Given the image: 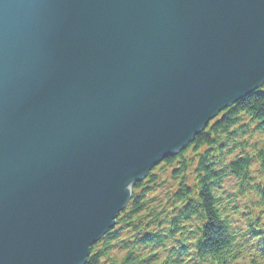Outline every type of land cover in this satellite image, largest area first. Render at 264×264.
<instances>
[{"label": "water", "instance_id": "obj_1", "mask_svg": "<svg viewBox=\"0 0 264 264\" xmlns=\"http://www.w3.org/2000/svg\"><path fill=\"white\" fill-rule=\"evenodd\" d=\"M264 84V0H0V264H85L132 186Z\"/></svg>", "mask_w": 264, "mask_h": 264}, {"label": "trees", "instance_id": "obj_2", "mask_svg": "<svg viewBox=\"0 0 264 264\" xmlns=\"http://www.w3.org/2000/svg\"><path fill=\"white\" fill-rule=\"evenodd\" d=\"M264 264V84L131 188L86 264Z\"/></svg>", "mask_w": 264, "mask_h": 264}, {"label": "bare ground", "instance_id": "obj_3", "mask_svg": "<svg viewBox=\"0 0 264 264\" xmlns=\"http://www.w3.org/2000/svg\"><path fill=\"white\" fill-rule=\"evenodd\" d=\"M185 148H186V147H185ZM185 148H184V149H185ZM184 149H183V150H184ZM180 152H181V151H180ZM147 174H148V173H147ZM115 223H116V220H115ZM113 227H114V226H113ZM111 229H112V228H111ZM111 229H110V230H111ZM104 235H105V234H104ZM104 235H103V236H104ZM103 236H102V237H103ZM102 237H101V238H102ZM101 238H100V239H101ZM97 242H98V241H97ZM97 242H96V243H97ZM94 244H95V243H94ZM94 244H93V245H94ZM90 255H91V249H90V253H89V255L87 256L86 263H87L88 258H89ZM86 263H85V264H86Z\"/></svg>", "mask_w": 264, "mask_h": 264}]
</instances>
